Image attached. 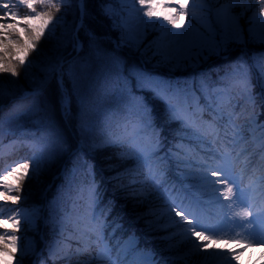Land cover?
I'll return each instance as SVG.
<instances>
[{
	"label": "trees",
	"instance_id": "trees-1",
	"mask_svg": "<svg viewBox=\"0 0 264 264\" xmlns=\"http://www.w3.org/2000/svg\"><path fill=\"white\" fill-rule=\"evenodd\" d=\"M83 1L82 17L78 0H72L70 10L64 13L62 22L51 37L49 31H44L40 40L34 41L33 28L37 27L16 22L18 26L8 32L10 41L16 40V45L21 47L27 46L25 38L26 42L32 40L35 43L34 49L27 50L28 63L13 59L9 49H0V90L3 92L0 106L29 91H40L25 100H16L2 110L7 116L15 106L27 108L34 105L31 113L18 124L4 125L0 140L16 139L17 143L14 152L0 158V171L33 155V150L27 146L33 143L32 137L42 140L47 149V163L38 178H30V165L28 178L21 181L13 175L7 181L0 180V235L7 230L9 236L17 237L14 244L0 239V264H32L41 249L42 256L37 264H66L62 259L49 257V245L59 241L63 249L75 251L81 246V232L86 226H91L84 220L97 211L111 245L119 237L135 234L138 246L150 249L160 263L204 264L202 256L197 255L191 245L181 243L182 237L177 235L180 229H168V233L176 237L172 241L173 251L169 252L163 239L168 233L146 227V221L155 220L167 210L164 203L167 192L175 190L181 194L184 190L201 194L205 191L199 184L198 175L205 168L198 161L208 154L196 147L197 138L182 131L179 122H168L163 103L154 100L151 93L137 90V76L146 72L171 81L174 87L186 89L192 100L199 97L200 105L204 106L213 103L205 100L213 83L223 84L225 73L231 68L242 66L254 83L253 70L249 66L251 61L259 72L264 92V60L261 59L264 57V44L249 38L250 29L259 30L261 27L257 16L264 20V13L260 12L264 8V0H244L243 6L240 0H232L231 4H226V0H209L202 5L197 0L195 10L191 7L192 0H188L189 15L179 18L180 32L196 37L207 31L223 38L227 29L217 13L221 8L230 7L238 30H243V39L229 45L227 51L219 56H211L177 71L158 64L164 53L160 44L161 31L152 27L145 29L143 22L149 18L137 20L135 12L142 9L139 3L133 4L131 0ZM36 7L37 11L53 15L52 8ZM193 11L195 20L191 15ZM13 12H17L21 20L23 16L30 15V10L19 4ZM80 20L82 26L77 29ZM74 37L81 44L79 50L74 48ZM157 49H160L159 53ZM61 62L63 65L58 73ZM59 75L62 85L58 81ZM235 80L233 77L229 82L233 84ZM204 82H207L208 89L202 87ZM64 92L69 97L66 115L61 113ZM140 96L146 97L154 109V123L160 131L162 144L157 167L166 170L168 180L161 188L163 196L158 195L150 183H142L146 172L141 162L132 157L121 158L127 147L104 145L125 124L136 119V100ZM255 101V107L250 104L238 107L233 102L228 108L234 113L235 122L241 126L244 137L247 136L244 140L250 136V112L264 124V95L256 96ZM204 118L210 119L207 111ZM117 173L119 179H113ZM93 174L99 185L101 202L93 205L94 208L81 219L74 210L78 207L76 203L82 207L87 200L92 201ZM18 175L25 174L21 170ZM4 183L13 189L19 187V191L7 193L20 197L19 200H5ZM133 193L140 195L134 196ZM146 195L148 199L140 203ZM8 217H14L16 222ZM162 226L168 227L166 220L162 221ZM41 236L45 245L40 240ZM224 248L222 244L210 245L211 250ZM80 259H88L87 254ZM73 264H76L75 260ZM212 264H217L216 260Z\"/></svg>",
	"mask_w": 264,
	"mask_h": 264
},
{
	"label": "snow or ice",
	"instance_id": "snow-or-ice-1",
	"mask_svg": "<svg viewBox=\"0 0 264 264\" xmlns=\"http://www.w3.org/2000/svg\"><path fill=\"white\" fill-rule=\"evenodd\" d=\"M133 4L139 3L143 11V16L148 17L144 21L145 29L152 27L164 28L162 24H157L153 18L157 20L162 19L172 24L177 28L180 27L176 23L177 17L173 15L179 9L178 15L180 19L189 15L188 0H175L174 4L164 3L162 0H131ZM200 5L209 2V0H199ZM21 5L30 10V15L23 16L25 25H31L33 21H43L42 26L33 28L35 32L34 41L40 40L44 35V31L52 23V28L49 30L48 35L51 37L55 34L59 21H53V17L49 12L37 11L36 5L57 7L52 3V0H19ZM62 3L67 5L70 0H62ZM232 0H226V4H231ZM243 6L244 0H240ZM9 3L0 4V9L6 10L0 19L10 18L16 20L18 18L17 12L10 11ZM191 7L195 10L198 7L197 0H192ZM171 11L158 12L157 9H169ZM203 10V9H201ZM264 13V8L260 9ZM193 19L196 18V13H191ZM218 18H223L226 34L223 38L213 36L210 32L205 31L200 36H189L187 32H171L168 31V36L171 38L169 43V51L161 55L158 62L159 65L168 67L170 71H177L182 68L198 64L201 61L211 56H219L222 52L227 51V47L233 43H240L243 39V30H238L236 17L232 15L230 7L221 8L217 13ZM257 21L261 25L259 30L250 29L249 38L264 44V20ZM211 23V22H210ZM3 25H0L2 27ZM18 25H10L16 27ZM29 48H34L35 43H30ZM160 52V49H157ZM27 53V49H26ZM264 60V57L261 58ZM21 63L24 59L21 58ZM15 74V70H11ZM264 74V68H262ZM236 78V83L240 84L242 90L248 94L250 102L255 107V96L252 95V83L250 75L242 66L231 68L230 71L225 73L223 87L211 91L209 95L205 96L206 101H211L213 97L216 103H207L204 106L200 105V98L197 97L192 100L186 89L174 87L171 81H167L151 73L140 72L137 76L136 88L139 92L151 93L154 100H158L165 105L167 119L169 123L179 122L181 130L186 134L197 138L196 147L205 152L206 157H201L198 161L203 165L205 171L199 173V184L205 188L211 189V197L217 205L222 209L231 211L234 207H240V211L233 212L231 216L225 213V223L233 224L244 230V238L246 242L244 247H252L255 245L264 246V174L256 175V170L253 169L249 174V169L252 166L251 155L248 153L247 148H240L236 150V145L244 140L243 130L240 125L236 124L235 116L232 111H229L230 97L229 89L233 86L229 81L231 78ZM204 89H208L207 82L202 84ZM3 92L0 90V95ZM264 95V92L261 93ZM63 106V105H62ZM34 105L27 108L15 106L9 111L7 116L3 114L0 109V137L4 134V125L10 126L18 124L19 121L28 116ZM154 109L147 103L144 96H140L136 100V111L134 113L136 119L129 121L118 132L113 134V137L106 140L104 145L111 144L113 146L127 147V152L121 154V158L132 157L142 163L145 169V177L143 184H151L155 192L163 196L161 191L162 185L168 183L166 170L157 167L160 160L157 159L158 153L161 149V136L160 131L157 129L153 119ZM205 111L208 112L210 119H204ZM226 121V122H225ZM250 123L253 127L250 131L253 134V142L258 143L261 148V160L264 161V124H259L256 116L253 115ZM131 129V130H129ZM259 131V136L256 132ZM231 137V140H229ZM33 143L29 146L33 150V155L28 158H22L14 165H10L8 169L0 171V180L7 181L9 176L16 175L18 180H24L27 177L31 165V179L38 178L42 167L47 163V149L44 147L43 141L32 137ZM17 142L13 141L10 148ZM246 143V141H245ZM3 141L0 140V146ZM203 147H200V146ZM25 146V145H21ZM195 149H193L194 151ZM2 158V156H0ZM239 164L240 171L235 173V166ZM264 166V165H262ZM23 170L25 175H18ZM247 176V183L245 184V177ZM215 177L216 179H211ZM119 179V173L113 177ZM135 183V181H134ZM215 185H223V190L217 189ZM5 200L17 201L20 199L18 196H11L7 193L13 190L19 191V187L13 189V186L4 183ZM99 185L95 181L93 174L92 187L90 189L92 195V203L94 206L101 202V194L98 191ZM219 193V195H216ZM134 196L140 193H133ZM150 195V194H149ZM228 200L229 203L225 204L221 200ZM148 199L146 195L140 203ZM261 200V206L257 207L256 201ZM166 211L161 212L158 217L153 221H146L148 230H159L168 233L169 228L180 229L177 235L182 237L181 243H187L192 246L197 255H201L204 264H212V261L223 259L225 264H232V261H239L241 253L235 250H230V255H222L220 250H211L210 245L217 242L221 237L219 233L224 232L226 229L221 225H204L202 223V214L206 206L205 202L195 194L191 197L185 196L183 198L176 197L171 202L165 201ZM109 211L111 209L109 208ZM179 217V220L176 219ZM234 217H239L238 222ZM7 219L14 220V217ZM168 227L162 226V221H165ZM91 226H86L81 232V246L75 251L63 249L59 241L49 245V257L53 260L62 259L66 264H121L119 257L113 258V249L105 242V225L95 217L90 222ZM261 225L259 229L253 225ZM187 225V227H185ZM229 231L231 229H228ZM208 233V234H206ZM237 237L241 233H235ZM175 236L168 233L163 237L165 241L166 250L173 251L172 241ZM0 239L4 241H11L15 243L17 237L15 235L9 236L7 230L0 235ZM232 242V241H230ZM237 244L240 239L235 240ZM129 245L134 249L138 247V239L135 234L129 239ZM94 250V255H93ZM149 253V250H144ZM88 259L81 260L80 257L86 255ZM143 264H160L150 253L143 258Z\"/></svg>",
	"mask_w": 264,
	"mask_h": 264
},
{
	"label": "rangeland",
	"instance_id": "rangeland-1",
	"mask_svg": "<svg viewBox=\"0 0 264 264\" xmlns=\"http://www.w3.org/2000/svg\"><path fill=\"white\" fill-rule=\"evenodd\" d=\"M71 2L72 0H70V3L65 5L62 3V0H52V3L57 5V7H50V6H46L49 8H52L53 10V21H59V24L62 22L63 18H64V13H67L71 7ZM3 3H9L10 5H14L13 7H11L10 11H13V8L16 7V4H19V0H0V4ZM164 3H170V4H174L175 0H164ZM39 5V4H37ZM24 6V5H23ZM6 10L0 9V16H3V12ZM143 11L144 9H137L135 12L136 18L139 21H143L144 18H148L146 16H143ZM158 12H162V11H171V8L169 9H157ZM179 9L177 8V11L173 13L174 16L177 17L176 19V23L180 25L179 28H177L176 26L172 25V24H168L167 21H164L162 19L157 20L156 18H154L155 22L157 24H162L165 27L164 28H160V27H156L157 30L161 31V39H160V44L161 47L163 48L162 52L166 53L169 51V43L171 38L168 36V31L167 30H171V32H180L181 31V24L179 22V15H178ZM31 14V13H30ZM16 22H23V19L21 20L19 17L16 20H12L10 18L7 19H0V25H3L2 27H0V49L1 51H7L6 49H9V52H11V57L15 60H20L21 58L24 59L25 63H28V57H27V53H26V49L27 50H32L34 48H29L28 45L30 43H33L32 40H29L28 42H26V38H25V43H27V46H18L16 45V40L10 41V34L8 33L9 30H11L12 27H10V25H15L17 24ZM43 21L41 20H36L33 21L31 23V25L35 26V27H40L42 26ZM58 24V25H59ZM52 28V23L49 24L48 28L45 29V31H49ZM20 30V29H19ZM21 34V33H20ZM74 42V48H79L80 47V42L76 39V37H74L73 39ZM6 45L11 46L13 45V47H6ZM223 86H216L214 87V91L216 89H219ZM230 92V97L234 96L236 94L237 98H241L243 100V102H250L249 96L248 94H246L242 89H240L237 92H234V89H229ZM253 95V93H252ZM228 97V99L230 98ZM66 99H65V93L62 94V98H61V113L63 115L64 109H63V104L65 103ZM214 101L216 103V99L214 97ZM67 112L68 109H65ZM64 112V113H65ZM66 115V113H65ZM254 114L250 115V121L252 119ZM256 135L259 136V131L256 132ZM253 137V136H252ZM251 143L255 146L256 150H261V148L258 146V143L253 142V138H251ZM9 145H5L3 146L2 149H0V155L6 151L8 149ZM261 154L262 152L260 151L259 155L255 156L254 159H258L259 162H261ZM259 169L256 171V175H262L264 174V166L260 167ZM240 165L237 164L235 166V173H239L240 171ZM252 169H249V174H251ZM211 179L215 180V177H212ZM247 176L245 177V184L247 183ZM215 187L217 189H221L223 190V185H215ZM207 190V192H204L205 195L202 196H198L200 197L206 204L203 214H202V223L204 225H221L222 227H224L226 230L222 233H219V236L221 237L216 244H225V248L220 250V252L222 253V255H230V250H235L241 253L239 261H232V264H259V262L264 261L262 258V254H264V246L261 245H255L252 247H244V244L246 242V239L244 238V230L236 227L233 224H228L225 223L224 220V216L225 213H227L229 216L232 215L233 212H237L240 211V207H234L231 211L226 210V209H222L219 205H217L215 203V201L212 199L211 197V189L205 188ZM216 195H219V193H216ZM1 195H0V199H1ZM221 200L223 201V203L227 204L229 203L228 200H224L223 197H221ZM172 201V199H171ZM261 200H257L256 204L257 207L261 206ZM88 206V205H87ZM235 220H237L238 222L241 223H246V221H240L239 217H234ZM253 227H256L257 229H259L261 227V225L257 224V225H253ZM228 229H231L230 231ZM241 233L240 237H237L235 235V233ZM208 234V233H206ZM240 239V243L237 244L235 242V240ZM41 240V238H40ZM42 241V240H41ZM232 241V242H230ZM106 242V241H105ZM129 240L126 242H123L118 249V253H123L124 256H126L128 254L129 250H132V246L129 245ZM1 244V243H0ZM149 253H146L144 250H137L136 252L134 251L131 255H132V260L130 263H126V261H124L125 264H143V258L144 256L148 255ZM115 257V255L113 254V258ZM217 264H225V261L223 259H219L216 260Z\"/></svg>",
	"mask_w": 264,
	"mask_h": 264
},
{
	"label": "water",
	"instance_id": "water-1",
	"mask_svg": "<svg viewBox=\"0 0 264 264\" xmlns=\"http://www.w3.org/2000/svg\"><path fill=\"white\" fill-rule=\"evenodd\" d=\"M80 10L82 11L83 10V1L80 0ZM82 23V21L80 22V24Z\"/></svg>",
	"mask_w": 264,
	"mask_h": 264
},
{
	"label": "bare ground",
	"instance_id": "bare-ground-1",
	"mask_svg": "<svg viewBox=\"0 0 264 264\" xmlns=\"http://www.w3.org/2000/svg\"><path fill=\"white\" fill-rule=\"evenodd\" d=\"M262 258H263V260H264V254H262ZM259 264H264V261L259 262Z\"/></svg>",
	"mask_w": 264,
	"mask_h": 264
}]
</instances>
